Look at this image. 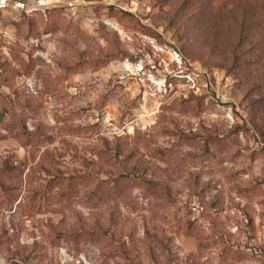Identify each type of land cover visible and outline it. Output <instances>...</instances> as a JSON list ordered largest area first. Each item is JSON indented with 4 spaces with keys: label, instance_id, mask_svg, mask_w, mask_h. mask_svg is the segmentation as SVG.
Listing matches in <instances>:
<instances>
[{
    "label": "rangeland",
    "instance_id": "obj_1",
    "mask_svg": "<svg viewBox=\"0 0 264 264\" xmlns=\"http://www.w3.org/2000/svg\"><path fill=\"white\" fill-rule=\"evenodd\" d=\"M46 1L0 13V264H264V0Z\"/></svg>",
    "mask_w": 264,
    "mask_h": 264
},
{
    "label": "built area",
    "instance_id": "obj_2",
    "mask_svg": "<svg viewBox=\"0 0 264 264\" xmlns=\"http://www.w3.org/2000/svg\"><path fill=\"white\" fill-rule=\"evenodd\" d=\"M46 0H0V13L5 12H46L47 8ZM72 7L73 4H70ZM5 30L2 29L0 24V34H3Z\"/></svg>",
    "mask_w": 264,
    "mask_h": 264
},
{
    "label": "crops",
    "instance_id": "obj_3",
    "mask_svg": "<svg viewBox=\"0 0 264 264\" xmlns=\"http://www.w3.org/2000/svg\"><path fill=\"white\" fill-rule=\"evenodd\" d=\"M28 1V0H27Z\"/></svg>",
    "mask_w": 264,
    "mask_h": 264
}]
</instances>
